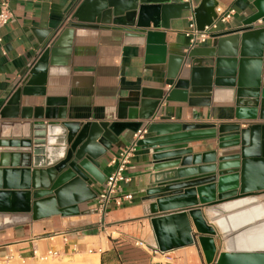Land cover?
<instances>
[{
  "label": "crops",
  "instance_id": "1",
  "mask_svg": "<svg viewBox=\"0 0 264 264\" xmlns=\"http://www.w3.org/2000/svg\"><path fill=\"white\" fill-rule=\"evenodd\" d=\"M83 2L9 1L12 20L0 27V113L8 116H0V121L30 122L34 121L31 117L34 112L43 114L48 111L54 112L55 116L65 114L64 120L67 121L113 122L118 120L120 111L133 108L146 113L154 110L156 100L160 103L150 118L142 120L141 127L147 123L202 122L218 125L237 121L234 118L235 90L231 87H214L208 98L165 100L174 86V81L168 78L172 70L168 62L172 56L174 65L179 62V56L186 58L192 51V58L199 60L202 67L211 66V59L218 56L217 51L226 52L225 49L233 45L231 37L239 33L232 31L241 28L242 22L255 11L254 0H147L139 3L132 18L134 29L154 34L149 39L145 33L131 32L126 35L122 31L85 26L93 24L89 21L95 18V12L93 4L81 8ZM202 4L204 9L197 11L199 24L196 22V9ZM216 6L226 11L233 9L235 13L227 22H217V28L205 43L190 45L183 33L190 16L194 17L196 25H206L214 18ZM120 23L124 22L116 21L109 26H119ZM57 38L60 43L45 60L42 94L21 95L18 108L6 105L10 94L24 85L22 81L44 51L45 42L47 48ZM188 65L182 63L181 67L187 69ZM251 70L252 66L248 65L246 78L250 77ZM14 112H18V117H11ZM40 120L46 123L63 119L42 117ZM257 121L264 122L259 119L254 122ZM238 122L244 126L248 120ZM132 140L133 132L127 129L119 134L118 141L97 159L102 174L107 176L112 172L110 157ZM186 147L192 149L193 162L200 161L196 155L205 151L224 152L218 148L215 138L191 141ZM151 152L150 148L138 146L125 171L128 181L119 184V194L130 193L131 200H124L118 207L110 202L107 213L102 215L95 209L94 197L79 203V214H54L26 224L1 228L0 259L29 261L43 258L49 250L67 255L71 251L88 249L91 252L94 249L99 264H151L154 260L152 248L157 247V243L150 218L169 212L150 214L148 211L149 205L156 200L155 197L146 198L156 186L152 181L155 170ZM181 164L165 166L161 171L198 166ZM103 183H91L88 188L97 195ZM195 206L204 214V205ZM190 223L192 232L196 233L191 219ZM214 230V235H204L211 239L214 246L210 261H207L202 246L195 238L194 243L171 250L174 264H214L221 252L219 232L216 228Z\"/></svg>",
  "mask_w": 264,
  "mask_h": 264
},
{
  "label": "water",
  "instance_id": "2",
  "mask_svg": "<svg viewBox=\"0 0 264 264\" xmlns=\"http://www.w3.org/2000/svg\"><path fill=\"white\" fill-rule=\"evenodd\" d=\"M145 2L147 0H84L81 8L93 4L95 12V18L89 21L93 24L85 26L122 31L126 35L145 33L149 39L154 35L152 32L133 28V13L139 3ZM253 6L255 11L242 22V27L232 31L239 33L231 37L233 45L225 49L226 52L217 51L218 56L211 59V66L202 67L199 60L192 58V51L186 58L179 56V64L172 65V56L168 62L172 66L168 78L174 81V86L165 100L208 98L214 87H231L235 90L234 118L237 121L218 125L147 123L143 126L146 134L136 142L142 148L152 149L155 170L152 181L156 186L146 198L156 200L148 211L156 214L169 210L150 218L160 251L190 245L196 238L210 261L214 246L204 235H214L216 228L221 252L214 264H264V245L246 246L250 240L264 236V216L227 231L214 223L217 217L241 207L264 204V122H254L264 120V0H254ZM201 9H204L203 4L196 9L199 24L197 11ZM78 18L81 20L79 15ZM116 21L124 23L109 26ZM204 25L197 24V27L202 29ZM57 39L47 48L45 42L44 51L22 81L24 85L10 94L6 105L18 108L21 95L42 94L45 60L60 43ZM193 61L198 62L191 64ZM182 63H188L189 68H182ZM248 65L252 66V72L246 78ZM186 74L188 76L184 77ZM159 103L160 100L155 101L154 110ZM154 110L120 111L118 120L113 122L67 121L65 114L55 116L53 111L34 112L31 116L34 121L30 122L0 121V229L54 214H79V203L96 197L88 185L103 183L106 178L99 170L97 159L118 141L123 130L138 131L142 120L150 118ZM12 115L18 117V112ZM0 116L8 115L1 112ZM42 117L63 120L45 123L40 120ZM136 118L141 120H130ZM239 120H248V123L241 126ZM151 133L154 134L147 136ZM209 138H215L218 148L224 152L205 151L196 155L200 161H191L192 149L186 147L187 143ZM178 162L182 166H198L161 171ZM239 200L246 202L223 208ZM197 204L205 206L204 214L195 206ZM177 208L182 209L175 210ZM209 211H214L215 218ZM190 219L196 233L192 232Z\"/></svg>",
  "mask_w": 264,
  "mask_h": 264
},
{
  "label": "built area",
  "instance_id": "3",
  "mask_svg": "<svg viewBox=\"0 0 264 264\" xmlns=\"http://www.w3.org/2000/svg\"><path fill=\"white\" fill-rule=\"evenodd\" d=\"M10 0H0V27L6 25L12 20L13 14L9 6ZM189 2V0H185ZM215 17L209 24L199 29L196 25L193 16H190L187 27L183 33L188 38L189 44H203L209 38L213 30L217 28V22H227L235 13L233 9L224 10L219 6L214 8ZM188 64V63H187ZM146 134V128H140L138 131L133 132V140L116 154L112 155L109 159V164L113 166V170L108 174L104 180L103 187L96 195L95 209L102 215L107 213V207L110 202L115 206H121L125 201L131 200L132 195L125 193L119 194V184L128 181L125 171L129 168L131 159L138 149L137 140ZM154 260L151 264H174V256L172 251H160L157 247L152 248ZM61 253L58 251L49 250L44 257H57ZM43 257V258H44Z\"/></svg>",
  "mask_w": 264,
  "mask_h": 264
},
{
  "label": "bare ground",
  "instance_id": "4",
  "mask_svg": "<svg viewBox=\"0 0 264 264\" xmlns=\"http://www.w3.org/2000/svg\"><path fill=\"white\" fill-rule=\"evenodd\" d=\"M246 200H239L232 203L223 205V208H230L239 206L243 204ZM210 216L214 217V211H209ZM264 216V204H256L247 207H241L235 211H232L228 214L222 215L219 218L217 217L214 221L215 224L219 225L221 229L233 230L243 223L252 221L253 219ZM264 245V236L262 235L259 239L250 240V244L246 245L249 247H261ZM245 247V245H239ZM91 264H99L97 257L91 259Z\"/></svg>",
  "mask_w": 264,
  "mask_h": 264
},
{
  "label": "rangeland",
  "instance_id": "5",
  "mask_svg": "<svg viewBox=\"0 0 264 264\" xmlns=\"http://www.w3.org/2000/svg\"><path fill=\"white\" fill-rule=\"evenodd\" d=\"M97 251H89L88 249L71 251L67 255H60L57 257L35 258L29 261L25 260H11L0 259V264H91V259L97 257Z\"/></svg>",
  "mask_w": 264,
  "mask_h": 264
}]
</instances>
